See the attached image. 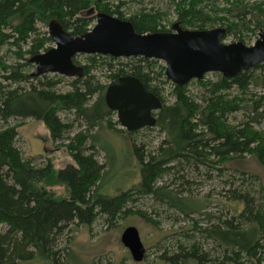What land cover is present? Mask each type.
<instances>
[{
    "label": "trees",
    "instance_id": "16d2710c",
    "mask_svg": "<svg viewBox=\"0 0 264 264\" xmlns=\"http://www.w3.org/2000/svg\"><path fill=\"white\" fill-rule=\"evenodd\" d=\"M159 1L172 9L182 29L224 27L223 41L232 36L244 43L264 28V0ZM97 12L128 20L137 33L171 31L169 12L148 7L146 0H0V264H79L69 260L70 236L58 245L64 230L90 228L97 219L111 228L134 214L156 225L134 210L140 197L190 223L160 239L166 242L157 249L161 264H264V187L254 191L245 179L230 187L236 207L226 217L209 211L212 199L193 195L186 178L203 168L246 174L238 167L246 158L264 169V129L256 128L264 121V62L231 78L204 75L195 80L199 95L188 84H170L163 63L143 57L84 55L83 76L67 79L64 90L63 76H30L29 58L52 45L39 24L54 19L79 36L93 26ZM125 75L160 99L155 125L146 128L157 130L160 140L150 149L136 140L138 130L117 131L128 139L138 180L109 194L104 189L108 148L98 134L117 130L104 92L111 80ZM25 119L40 121L72 163L56 168L52 157H24L15 141Z\"/></svg>",
    "mask_w": 264,
    "mask_h": 264
},
{
    "label": "water",
    "instance_id": "95a60500",
    "mask_svg": "<svg viewBox=\"0 0 264 264\" xmlns=\"http://www.w3.org/2000/svg\"><path fill=\"white\" fill-rule=\"evenodd\" d=\"M47 28L52 45L29 58L32 77L44 74L82 77L83 66L73 62L77 55L158 60L164 65L165 78L176 86L200 80L207 73L231 78L264 62V28L249 46L241 41L224 43V27L190 30L173 22L170 32L137 33L128 20L104 12H97L93 26L79 36L70 35L54 19ZM104 102L115 113L117 123L128 132L154 127V113L162 105L139 79L130 75L116 77L107 84ZM120 242L132 261L143 260L145 247L136 227L126 226Z\"/></svg>",
    "mask_w": 264,
    "mask_h": 264
},
{
    "label": "rangeland",
    "instance_id": "374dc122",
    "mask_svg": "<svg viewBox=\"0 0 264 264\" xmlns=\"http://www.w3.org/2000/svg\"><path fill=\"white\" fill-rule=\"evenodd\" d=\"M146 4H148V7L155 6L168 11L167 21H171V24L175 22L173 11L171 8H168L166 3L159 0L151 2L150 0H146ZM38 27L41 31L47 32L48 30L47 25L39 24ZM256 37L257 35L251 37L244 44L247 46L252 45ZM236 41H238L236 38L228 36L223 42L230 43ZM1 53H5V49H2ZM12 60L13 58H9V61ZM76 60L78 64H83L84 55H77ZM214 74L216 73H207L206 77L214 80L216 78ZM67 79L71 78L65 77L60 84V89H67ZM169 83L172 84L171 82ZM187 84L191 93L199 95L202 92V88L195 83V80ZM170 90L171 86L167 84L164 87V95L166 97H168ZM256 91H259V89ZM240 118L241 115L239 114L235 116L234 120L238 121ZM113 119L114 121L116 120L115 114ZM16 121L10 120V123ZM256 128L264 129V121L257 124ZM17 129L18 136L15 144L21 150L24 157H52L56 168H62L66 164L72 163L70 157L63 149L55 147V144L50 140L48 131L40 121L25 119L23 124ZM116 129V131L102 129V132L98 134V141L105 145L106 149L108 148V167L104 189L109 194H114L118 187L128 188L138 180V172L135 160L130 152L128 139L124 133L117 132L119 129L126 130L121 128L118 123L116 124ZM138 131L136 140L143 142L150 149L160 140L157 130L143 128ZM97 157L99 161H102L103 153L99 151ZM238 167H241L246 174L237 175V173L233 174L229 170L218 173L205 168L200 169L199 173L191 174L188 172L186 174V178L189 181L188 189H190L193 195L198 197L209 195L212 201L208 206V210L217 215L228 217L236 207L235 203L230 199L229 192H227L230 187H235L243 179L254 188V191H257L260 185L264 187V169L254 158H246L244 164ZM176 176L178 177V175ZM231 180L235 181L234 185H231ZM179 182V180L176 181L177 184ZM262 195L264 197V192ZM135 209L145 212L157 224L153 225L146 222L138 214L118 219L116 224L111 228H106L102 220L97 219L90 228L78 227L77 230L71 233L68 229H65L61 236H59L58 245L62 248L66 243V237L70 236L71 253L69 254V260L73 263L90 264L93 260L92 262L96 264H161L158 260L159 252L157 249L159 245L166 242L160 239L167 232H172L182 227L186 228L190 223L189 221L182 220L176 212L167 210L165 206L156 203L150 197L138 198L134 206ZM192 217L196 218L195 215ZM129 225L136 227L145 247L144 258L141 262L132 261L128 250L120 242L121 232Z\"/></svg>",
    "mask_w": 264,
    "mask_h": 264
}]
</instances>
